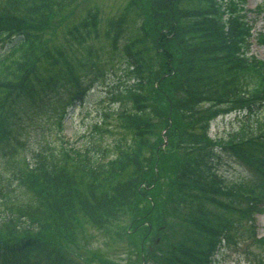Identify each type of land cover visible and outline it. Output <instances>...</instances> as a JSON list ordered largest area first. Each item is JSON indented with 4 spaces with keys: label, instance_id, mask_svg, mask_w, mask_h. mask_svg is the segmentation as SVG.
Here are the masks:
<instances>
[{
    "label": "trees",
    "instance_id": "16d2710c",
    "mask_svg": "<svg viewBox=\"0 0 264 264\" xmlns=\"http://www.w3.org/2000/svg\"><path fill=\"white\" fill-rule=\"evenodd\" d=\"M82 1L0 0V43L6 50L0 52V154L30 116H48L62 133L67 109L86 101L94 83L86 82L85 76L60 81L54 75L44 78L36 68L47 58L57 64L67 56L63 47L51 46L45 39L57 12L69 10L63 16L74 15L66 31L71 38L81 42L86 31H98V8L76 17ZM246 2L132 0L133 13L123 11L108 21L116 47L118 37L129 30L123 68L131 80L120 82L111 95L119 104L116 119L121 135L105 144L102 132L96 134L101 125L95 124L94 131L84 130L77 142L64 139L57 147L46 142L32 151V164L18 180L21 192L6 195L2 202L0 264H73V257L59 249L60 240L48 228L65 226L81 211L112 219L128 207L127 229L138 236L145 229L141 239L149 238L158 227L157 184L162 174L171 176L177 193L191 191L196 196L188 220L193 233L171 250L163 264H210L219 244L231 239V229L245 219L252 226L251 209L258 197L242 198L235 186L222 189L210 162L211 147L205 150L207 159L202 161L207 171L202 172L193 160L181 157L191 144L188 140L177 148L184 151L179 156L175 145H170L172 152L162 150L163 137L160 142L156 137L166 127L182 134L180 121L186 124L206 104L231 106L252 117L264 105V59L250 53L254 21ZM257 41L264 44V31ZM252 77L256 82L250 85ZM263 124L257 119L252 128L245 126L242 140L234 135L221 146L254 171L256 181L242 182L243 189L264 186ZM200 198L207 203H199ZM141 202L147 203L145 211ZM256 244L264 250V236ZM79 259L78 264H89Z\"/></svg>",
    "mask_w": 264,
    "mask_h": 264
},
{
    "label": "rangeland",
    "instance_id": "374dc122",
    "mask_svg": "<svg viewBox=\"0 0 264 264\" xmlns=\"http://www.w3.org/2000/svg\"><path fill=\"white\" fill-rule=\"evenodd\" d=\"M130 1L132 0H83L80 6L83 10L79 8L76 17H82L89 8H98L100 25L97 32L87 34L86 31L81 42L66 33L67 26L71 25L74 19V15L63 16L69 10L57 12L58 18L45 31V39L50 40L49 44L63 47L67 56L57 64L53 63L54 60L51 58L41 61L36 67L37 72L44 78L54 75L60 81H76L85 76L86 82L94 83L85 103L68 109L70 113L75 112V115L71 118L69 113L65 118L63 134L67 138L77 137L79 140L80 133L85 129L94 131L95 124L101 125L96 134L102 132V141L105 144L111 145L114 139L121 135L116 119L119 104L113 100L114 96L112 97L111 94L120 82L131 80L130 75H126L123 68L127 65L123 46L126 39H129V30L118 37V47H116L113 31H108V21L123 11L132 12ZM258 5L262 7L261 12L256 10ZM247 8H251L248 16L254 21L255 35L264 31V0H248ZM2 44L0 43V52L4 53L6 50ZM252 52L264 58V46L256 42L253 44ZM249 80L250 85L256 82L254 77ZM124 101L128 105L131 104L128 100ZM67 107V105L63 107L64 111ZM229 107L233 110L231 106ZM230 108L214 103L206 104L205 111L200 106L199 111H196L190 121L187 120L186 124L180 121L185 132L174 133L166 127L156 135L157 142L162 141L163 137L164 143L161 149L163 147L167 152H172L170 145H175L174 152L181 156L179 153L183 148H177L183 147L181 145L183 139L188 140L191 144L184 147L187 151H183L185 156L181 157L190 162L193 160L197 166H201L202 172H206L207 168L202 159H207L205 150L210 149L217 142L215 139H228L233 133L238 134L241 129L244 130L251 121L264 120V105L256 108L253 117L249 114L232 112ZM187 124L188 126L185 127L184 125ZM58 129L48 116L35 114L25 120L22 127L12 135L9 148L0 154V210L6 195L21 192L18 180L21 173L29 170L32 164V151L45 147L46 142H50L51 147L60 144ZM213 155L216 156L211 160V164L214 162V169L216 171L218 169L221 181H225L228 185L256 181L254 171L237 160L233 154L220 150ZM157 166L158 164L155 163L152 171H155ZM158 177L159 175H155L153 178L157 180ZM159 180L157 201L160 205L159 216H156L158 227L149 238L141 239L145 229L140 230L139 236L134 231L132 233L131 229H127L131 220L128 207L115 212L112 219H103L81 211L65 226L49 225V231L60 240L59 249H64L73 257V264H78L77 260L80 257L83 260H79L89 264H91L89 260L93 262L92 264H163L171 250L193 233L188 220L195 211L196 196L191 195V191L184 192L185 194L177 193L173 185L178 186L171 176L165 178L162 174ZM258 186V190L264 187L263 184ZM146 194L148 197L151 195L148 191ZM198 202L207 203L202 198L198 199ZM139 207L145 211L147 203L141 202ZM256 218L257 233L264 235V213H257ZM41 230L42 228L34 230V234H39ZM231 230L230 235L233 240L229 238L225 242L214 264H264V250L252 241L255 231L249 221L245 219L237 229Z\"/></svg>",
    "mask_w": 264,
    "mask_h": 264
}]
</instances>
